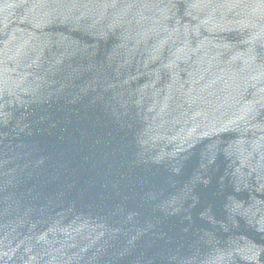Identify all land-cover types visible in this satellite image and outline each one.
<instances>
[{
	"label": "water",
	"instance_id": "1",
	"mask_svg": "<svg viewBox=\"0 0 264 264\" xmlns=\"http://www.w3.org/2000/svg\"><path fill=\"white\" fill-rule=\"evenodd\" d=\"M0 264H264V0H0Z\"/></svg>",
	"mask_w": 264,
	"mask_h": 264
}]
</instances>
